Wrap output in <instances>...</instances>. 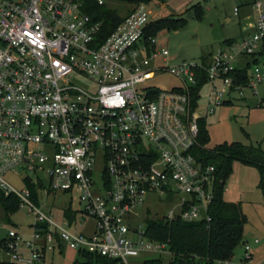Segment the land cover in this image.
Here are the masks:
<instances>
[{"label": "built area", "instance_id": "built-area-1", "mask_svg": "<svg viewBox=\"0 0 264 264\" xmlns=\"http://www.w3.org/2000/svg\"><path fill=\"white\" fill-rule=\"evenodd\" d=\"M252 6L254 32L206 61L163 65L170 51L151 33L147 3L134 5L103 36L102 22L78 0H0V190L34 216L29 236L9 230L0 249L9 256L0 259L4 264H43L62 245L118 264H133L142 252L170 254L169 242L148 238L146 225L136 223L148 200L170 205L168 220H212L223 179L199 154L200 120L232 92L257 93L264 82L259 64L245 85L231 75L239 57L264 46V0ZM156 71L175 75L180 85H146ZM206 84L210 94L201 108ZM9 174L25 187L15 188ZM56 191L78 197L73 221L60 223L45 209L44 198ZM86 216L95 220L92 234L77 229ZM253 257L246 242L239 264H253Z\"/></svg>", "mask_w": 264, "mask_h": 264}, {"label": "rangeland", "instance_id": "rangeland-1", "mask_svg": "<svg viewBox=\"0 0 264 264\" xmlns=\"http://www.w3.org/2000/svg\"><path fill=\"white\" fill-rule=\"evenodd\" d=\"M253 0H152L149 3L152 19L173 17L184 18L185 22L177 28L162 27L158 30L159 47H167L170 51L169 61L161 59L163 65H176L186 60H201L203 57L217 52L225 45V40H238L244 33L250 32L253 23V8L249 5ZM108 7L116 9L125 15L133 8L121 0H105ZM240 7L239 15H235V8ZM245 57V56H244ZM251 59L250 56H246ZM238 65H246L241 60ZM255 65L249 69L252 74ZM260 68L264 74V57L260 59ZM146 85L159 89H170L180 85L175 75L156 71L146 75ZM80 84L84 80L78 81ZM210 86L206 85L201 93L200 106L204 108L208 102ZM204 129L206 134V148L231 142L256 144L264 148V82L257 86V93L251 87H245L243 94L232 92L231 103L215 106L213 114L205 118ZM7 180L18 190L25 187L21 178L9 174ZM260 171L253 165L240 160H234L232 173L226 180L224 198L232 202H242L243 210L248 217L245 226L244 239L252 245L255 262L264 256V189L260 185ZM45 209L51 211L55 219L62 223L68 216L65 210L72 206L81 207L78 197L62 191L53 192L46 200ZM147 205L150 215L147 214ZM170 205L148 200V204L139 209L136 223L146 224L149 216L162 218ZM84 224H78L77 229L86 234L94 231L95 220L86 216ZM34 216L27 209H19L9 218L0 205V240L6 238L11 228L29 236L32 233ZM258 238L259 242L254 243ZM244 251V243L240 244L229 264H239ZM155 253L142 252L133 264L142 262ZM81 256L77 250L66 247L61 252H49L43 264H73ZM0 259H9V256L0 250ZM255 264V263H254Z\"/></svg>", "mask_w": 264, "mask_h": 264}, {"label": "trees", "instance_id": "trees-1", "mask_svg": "<svg viewBox=\"0 0 264 264\" xmlns=\"http://www.w3.org/2000/svg\"><path fill=\"white\" fill-rule=\"evenodd\" d=\"M82 3V9L91 15L95 20L102 22V35L106 36L130 13L129 9L125 15H121L116 9L107 6L106 2L100 4L98 0H78ZM136 5L140 3L149 4L152 0H121ZM185 22L184 18L166 17L153 20L151 33L157 35L158 30L167 26L177 28ZM235 40H225L229 43ZM261 57H264V46L245 67H237L231 74L238 84H247L250 80L249 69L260 64ZM204 61L208 58H204ZM201 80L199 87L204 84ZM205 119L200 120L201 135L200 141L206 143L204 129ZM201 158L209 164L217 167L218 175L223 179L216 187V196L211 207L212 220L187 222L181 218L168 220L152 218L146 220L147 237L153 240L169 242L170 254L156 255L145 259L142 264H218L220 261H230L234 257L236 248L246 243L244 239L245 226L248 217L243 210L242 202H232L224 198V187L226 180L232 173L234 160H240L246 164L257 167L260 171V185L264 189V148L256 144H243L231 142L218 145L214 148H199ZM19 199L16 196H7L0 190V205L9 218L19 210ZM150 210L148 211V214ZM70 221H73L78 210L72 206L65 210ZM150 215V214H149ZM5 239L0 240V249ZM64 249V246H61ZM81 258L76 259L73 264H118V260L109 258L89 251H78ZM0 264H4L0 260Z\"/></svg>", "mask_w": 264, "mask_h": 264}, {"label": "crops", "instance_id": "crops-1", "mask_svg": "<svg viewBox=\"0 0 264 264\" xmlns=\"http://www.w3.org/2000/svg\"><path fill=\"white\" fill-rule=\"evenodd\" d=\"M254 1V0H253ZM253 1L251 2V3H249V5L253 8V6H252V3H253ZM254 18V17H253ZM251 30H250V32L248 31V32H246V33H244L240 38H242L243 36H245V35H247V34H250V33H252V32H254L255 31V27H254V19H253V23H252V26H251ZM239 38V39H240ZM238 39V40H239ZM236 41V40H235ZM212 54V53H211ZM211 54L210 55H208V56H205L206 58H208V59H210V56H211ZM205 57H203L202 59H204ZM262 58V57H261ZM241 60H243L244 61V63H246V65L248 64V62L251 60V59H249V58H247L246 56L244 57V56H241V57H239L238 58V60H237V63H236V65L238 66V67H242L241 65H238V63L241 61ZM245 65V66H246ZM260 65V64H259ZM245 66H243V67H245ZM249 76H250V78H251V74L249 73ZM206 85H209V84H206ZM205 85V86H206ZM204 86V87H205ZM203 87V88H204ZM225 103H231V100H226L225 101ZM224 103V104H225ZM3 239H5V238H3ZM246 242H248V241H246ZM231 262V261H230ZM253 264L255 263V264H264V256L262 257V258H260L257 262H255V258L253 257V262H252Z\"/></svg>", "mask_w": 264, "mask_h": 264}]
</instances>
